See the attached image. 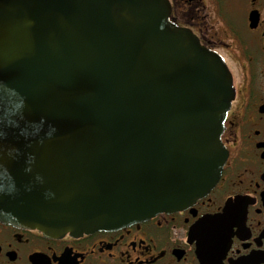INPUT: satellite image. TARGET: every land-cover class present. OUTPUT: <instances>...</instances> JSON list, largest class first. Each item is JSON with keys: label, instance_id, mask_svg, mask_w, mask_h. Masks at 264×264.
<instances>
[{"label": "water", "instance_id": "obj_1", "mask_svg": "<svg viewBox=\"0 0 264 264\" xmlns=\"http://www.w3.org/2000/svg\"><path fill=\"white\" fill-rule=\"evenodd\" d=\"M171 9L0 0L1 222L78 236L176 211L215 186L232 75ZM227 214L199 227L218 233Z\"/></svg>", "mask_w": 264, "mask_h": 264}, {"label": "flooded vegetation", "instance_id": "obj_2", "mask_svg": "<svg viewBox=\"0 0 264 264\" xmlns=\"http://www.w3.org/2000/svg\"><path fill=\"white\" fill-rule=\"evenodd\" d=\"M169 1L170 20L190 28L232 75L218 182L176 211L78 236L0 221V264H264V0H217L226 5L218 8L225 31L210 23L205 0ZM226 209L218 233L199 227Z\"/></svg>", "mask_w": 264, "mask_h": 264}, {"label": "rangeland", "instance_id": "obj_3", "mask_svg": "<svg viewBox=\"0 0 264 264\" xmlns=\"http://www.w3.org/2000/svg\"><path fill=\"white\" fill-rule=\"evenodd\" d=\"M205 2L207 4L208 11L211 13L210 14V17H211L210 23L211 24L214 23V26L216 28L220 27L223 31H225L227 29V25L224 23L222 16L218 13L219 12L218 8H224V7H226V5H224V6L220 5L217 0H205ZM222 4H224V3H222Z\"/></svg>", "mask_w": 264, "mask_h": 264}, {"label": "clouds", "instance_id": "obj_4", "mask_svg": "<svg viewBox=\"0 0 264 264\" xmlns=\"http://www.w3.org/2000/svg\"><path fill=\"white\" fill-rule=\"evenodd\" d=\"M51 131H55V129H54V128H52V129H51ZM49 134H51V132H50Z\"/></svg>", "mask_w": 264, "mask_h": 264}]
</instances>
